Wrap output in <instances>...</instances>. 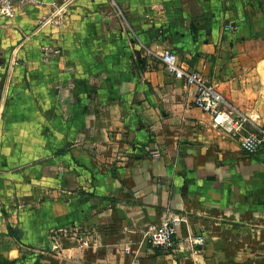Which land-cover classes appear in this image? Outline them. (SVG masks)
<instances>
[{
  "label": "crops",
  "instance_id": "crops-1",
  "mask_svg": "<svg viewBox=\"0 0 264 264\" xmlns=\"http://www.w3.org/2000/svg\"><path fill=\"white\" fill-rule=\"evenodd\" d=\"M39 1L0 15L25 60L0 65V264H264V151L241 146L264 130V0ZM166 49L250 118L240 135Z\"/></svg>",
  "mask_w": 264,
  "mask_h": 264
},
{
  "label": "built area",
  "instance_id": "built-area-1",
  "mask_svg": "<svg viewBox=\"0 0 264 264\" xmlns=\"http://www.w3.org/2000/svg\"><path fill=\"white\" fill-rule=\"evenodd\" d=\"M39 4V0H0V15L12 17L18 7L25 4ZM168 70L188 85L196 87L195 104L204 112L211 114L214 124L232 135H240L250 122V118L231 104L197 70L188 69L179 64L178 57L171 49H166L161 56ZM241 146L247 153L264 151V130L249 132L242 136ZM185 220L183 216L166 219L160 225L150 227L146 233L147 241L154 248L170 249L174 247L179 227ZM189 240L202 246L206 243L203 235H190Z\"/></svg>",
  "mask_w": 264,
  "mask_h": 264
},
{
  "label": "rangeland",
  "instance_id": "rangeland-1",
  "mask_svg": "<svg viewBox=\"0 0 264 264\" xmlns=\"http://www.w3.org/2000/svg\"><path fill=\"white\" fill-rule=\"evenodd\" d=\"M19 32H20V37H22L21 39H23V36H28V33H27V31L24 28L20 29ZM3 44H4V42L0 43V45H3ZM12 45L13 44L11 43L8 49H4L3 47H0V65H2V66H4V65L10 66V65H12V63L19 64V62H20V65L25 64V60L23 58H21V57L20 58H15L14 61H11V57L5 55L6 51L11 50ZM9 52H11V51H9ZM22 61H23V63H22ZM11 96L12 95H10L9 98H11ZM13 96H14V94H13Z\"/></svg>",
  "mask_w": 264,
  "mask_h": 264
}]
</instances>
